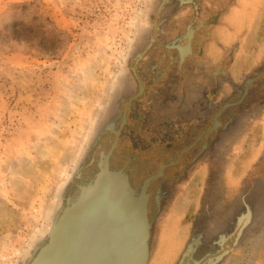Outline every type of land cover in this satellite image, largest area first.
Listing matches in <instances>:
<instances>
[{"label":"flooded vegetation","instance_id":"af4514ba","mask_svg":"<svg viewBox=\"0 0 264 264\" xmlns=\"http://www.w3.org/2000/svg\"><path fill=\"white\" fill-rule=\"evenodd\" d=\"M234 3L154 0L88 148L60 193L53 220L108 164L124 171L139 192L146 188L155 232L166 203L182 193L175 187L183 172L193 170L204 178L202 211L193 217L188 239L178 218L164 220L155 258L161 264L259 260L264 251V44L254 53L250 76L240 74L238 44L225 49L212 34ZM163 247H172L169 257Z\"/></svg>","mask_w":264,"mask_h":264},{"label":"rangeland","instance_id":"374dc122","mask_svg":"<svg viewBox=\"0 0 264 264\" xmlns=\"http://www.w3.org/2000/svg\"><path fill=\"white\" fill-rule=\"evenodd\" d=\"M153 3L0 0V264H26L46 237L60 193L88 148ZM261 4L247 9L243 3L239 13L227 14L221 28L230 44L246 41L261 15L264 19ZM182 175L175 187L182 193L166 203L153 230L150 264H161L154 244L163 223L178 218L188 239L192 219L202 211L204 178L193 170ZM171 248L163 247L168 257ZM240 261L235 257L227 264ZM254 264H264V251Z\"/></svg>","mask_w":264,"mask_h":264},{"label":"water","instance_id":"95a60500","mask_svg":"<svg viewBox=\"0 0 264 264\" xmlns=\"http://www.w3.org/2000/svg\"><path fill=\"white\" fill-rule=\"evenodd\" d=\"M148 195L106 164L66 200L26 264H149L154 222Z\"/></svg>","mask_w":264,"mask_h":264},{"label":"crops","instance_id":"0c3cea01","mask_svg":"<svg viewBox=\"0 0 264 264\" xmlns=\"http://www.w3.org/2000/svg\"><path fill=\"white\" fill-rule=\"evenodd\" d=\"M259 0H235V3L232 5V7L230 6V8L226 7L225 9V14L226 16L223 18V20H225L227 18V14L234 10L233 12L239 13V9L240 6L243 5V3L245 4L243 7L244 8H251L254 6L255 2L257 3ZM264 0H261V14L264 13V4H263ZM247 12V10L244 11V13ZM249 13H247L246 15H248ZM233 18V17H232ZM262 15L260 16V21H258V24L255 26V28L253 29V31L249 34L248 33V38L246 37V41H240V45H238V49L237 52L235 54V60L238 62L239 65V69H240V74H242L244 76V74H248L250 75L251 73V68H252V61H253V56L255 51H257L256 49H258L259 45H263L264 44V19L262 18ZM222 20V23H223ZM222 23L220 25H222ZM228 27H230V25H228ZM226 30L223 31V27L221 28V26L218 28L217 30L213 31V37L217 38L216 41L218 40H222L224 41L225 44V49L227 48V44H230V42H228L227 37L225 36L226 34ZM214 38V39H215ZM231 45V44H230ZM249 63V66L247 67L246 71L245 68H243L244 66H246Z\"/></svg>","mask_w":264,"mask_h":264}]
</instances>
